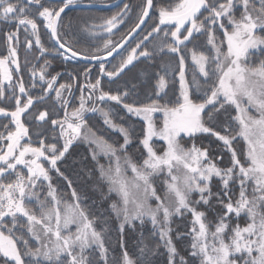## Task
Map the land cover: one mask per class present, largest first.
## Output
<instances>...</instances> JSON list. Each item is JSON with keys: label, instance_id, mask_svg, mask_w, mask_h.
Here are the masks:
<instances>
[{"label": "snow or ice", "instance_id": "snow-or-ice-1", "mask_svg": "<svg viewBox=\"0 0 264 264\" xmlns=\"http://www.w3.org/2000/svg\"><path fill=\"white\" fill-rule=\"evenodd\" d=\"M80 2L59 0L56 6H46L43 0H0V22L15 26L5 36L7 54L0 56V99L7 86L8 99L14 100L13 110L0 107V116L10 118L0 123V264H153L161 247L166 264H264V0H169L159 7L154 0H142L138 20L121 42L108 39L94 52L76 48L61 35L62 14ZM128 9L125 4L121 13L99 24H85L84 30L92 35L97 28L112 33ZM154 10L158 15L153 19ZM149 19L153 23L142 39L118 63L106 67L107 58L120 55L118 50ZM41 24L64 60L97 62L95 79L90 78L91 69L83 72L78 106L70 102L78 77L58 83L61 74L48 73L49 60L29 69L30 87L19 75L21 30L25 67L34 45L41 56L50 51L41 43ZM200 37L205 38L209 54L196 50L193 42ZM186 51L203 85L195 70L191 82L187 79ZM167 56L177 61L172 72L178 77L179 95L174 101L166 99L168 67L163 75L156 74L147 102L129 101L132 90H105L104 77L113 83L141 58L152 62ZM38 83L40 92L33 95L31 89ZM193 87L202 96L195 95ZM48 100L52 108L63 111L62 118H53L52 108L36 109ZM109 102L143 121L142 162L128 154L131 131L115 122ZM221 112L228 114V120L217 130L213 124ZM88 113H99L123 143L116 145L97 135L89 126ZM156 113L162 114L159 124ZM29 116L36 122L35 131L25 122ZM45 125L51 126V139L45 135ZM202 134L221 142L230 154L229 166L216 162L222 154L214 160L208 148L194 142L186 145L185 138L194 141ZM154 138L162 145L157 147ZM78 141L89 146L99 180L107 185L103 198L116 197L109 207L119 222V256L110 257L107 221L97 227L102 217L83 206L73 180L61 170ZM240 141L243 147L238 151L234 145ZM100 156L107 158V165L99 162ZM53 173L71 190V202L53 184ZM162 175L164 188L158 192L153 181ZM213 178L219 180L220 192L213 193ZM174 218L188 220L185 231H176ZM145 223L152 226L154 242L141 232L138 251L130 255L125 230H136L137 224L143 228ZM185 238L187 256L175 242Z\"/></svg>", "mask_w": 264, "mask_h": 264}, {"label": "trees", "instance_id": "trees-1", "mask_svg": "<svg viewBox=\"0 0 264 264\" xmlns=\"http://www.w3.org/2000/svg\"><path fill=\"white\" fill-rule=\"evenodd\" d=\"M132 1V3L138 0H126ZM43 2L47 5L58 4L55 2H49L43 0ZM169 0H154V4L158 6L162 4L168 3ZM109 13L112 11L106 10H70L63 15L64 21L68 18L74 23V27L76 31L80 32L82 26L87 24L88 21L91 19H97L100 16H108ZM153 19L155 18L154 11L152 13ZM153 19H149L146 27L142 31V33L116 58L112 59L109 62H106V67L111 68L112 64L118 63L122 56L127 55V50H130L131 47L135 45L136 42L143 36V33L150 28L153 23ZM39 23V21H38ZM10 25L12 26L10 28ZM14 23H5L0 22V56L7 54V45L5 42L6 33L9 31H13ZM8 28L10 30L8 31ZM41 39L43 45L46 46L47 49L50 51L45 53L41 56L39 50L37 51L36 58L37 60H49L52 64V71L51 75H55L60 73L61 76L59 78L58 83L68 82L72 79L73 76L78 77L74 84L77 87H74V97L73 101L75 106L79 104V91L78 86H81L85 83L83 72L86 68L91 69L90 78L95 79L98 74L97 64L90 65L82 62H78L76 60H64L61 56H59L55 49L57 48L51 40L50 35H48L47 31L40 27ZM147 43V42H146ZM196 45V50L204 51L205 54L208 53V49L204 46L205 38L200 37L199 40L193 42ZM189 48L193 47V44H189ZM210 47V46H209ZM186 56V77L191 82L192 74L195 70V66L192 64L191 61V54L190 52L184 53ZM176 58L174 56H167L161 60L157 57L152 62H145L143 58L140 61L134 62V65L129 66L125 72L117 78V80L113 83L107 82V77L103 78V86L105 90H111L113 92L117 90H132V94L129 97V101L136 100L138 102H147L149 96L152 94L153 87L155 84L156 74H164L165 67L169 68V75L167 79H169V87L166 90L168 92V96L166 99L175 100V98L179 95V85H178V77L175 76L172 72L173 69L176 68ZM196 71L197 80L203 85L204 80L203 77L200 76L198 70ZM26 85V84H25ZM135 85V88H133ZM26 87H30L26 85ZM10 93L11 90L9 89ZM195 93V90L193 88ZM33 95L39 94L40 87L31 89ZM18 93V90H17ZM199 94V93H198ZM54 97V93L52 94ZM195 95H197L195 93ZM201 96V95H197ZM109 105L112 107L113 112L115 114V122L123 124L125 127L129 128L132 134V143L128 146L127 152L133 158V160L137 162H142L141 153L143 151L142 146L139 145V138L142 137V128L144 127L143 121L137 117L131 116L128 114L121 106L115 105L114 102H109ZM104 107V105H99ZM0 107H5L8 110H13L14 108H9L4 105H0ZM46 108H52V102L50 100L45 101L42 104H37L36 109L43 111ZM228 112L231 115H235L234 109L229 108ZM27 115V114H26ZM52 116L53 118H62L63 111L58 110L57 108H52ZM123 119H120V118ZM86 118L88 119L89 126L97 133V135L102 136L105 140L110 143H114L116 145L123 143V137L120 135L119 132L112 130L107 125L104 124L102 117L99 113H88L86 114ZM10 119V118H8ZM8 119L0 116V123H8ZM228 114L221 112L217 115L216 121L213 124L217 130H221L222 126L227 122ZM26 124L30 127V131L36 130V122L32 120L29 116L28 119L25 121ZM234 126V125H233ZM45 135L51 139L53 136V132L51 131L50 125H45L44 129ZM0 131H3L0 128ZM58 134V130H57ZM36 137L33 136V140ZM194 142L196 145H200L202 147L209 149V155L211 158L216 160V157L219 155H223L224 158L222 160H216L219 166L227 167L229 166V157L230 154L226 152L223 148L221 142L217 141L214 137L202 134L198 135L194 141L188 140L187 142ZM62 143V141H61ZM156 146H161V143L155 142ZM237 150L239 151L243 147V141L236 143L234 145ZM215 148V149H214ZM71 155L67 156L66 159L61 163L60 167L66 175H68L74 182V187L77 189L78 193H80L81 197L83 198V206L87 208L90 212L95 213L97 217H102V220L98 221L97 227L100 228L103 225V221H107V233L105 242L106 245L109 247V254L111 256H119L120 255V247H119V233H118V224L119 222L116 220L114 215H112L110 210V203L112 200L116 199L113 195L111 199H104V194L107 193V185L99 180V173L97 171L96 162L93 161L92 155L89 149V146L83 142H77L73 145V148L70 150ZM99 162L101 164L107 165L108 161L106 157L100 156ZM226 163V165H225ZM223 165V166H222ZM165 177L158 176L154 178V186L157 188L158 192H162L164 185ZM53 184L58 188V191L63 195L64 199L71 202L70 197V189L67 188L65 181L62 178H59L53 173ZM221 185L219 180L213 178L212 181V191L213 193L220 192ZM235 190V189H234ZM215 203V200L213 201ZM214 214L209 213V218H213ZM186 225H188L187 219H179L174 218L173 227L176 231H185ZM243 225V224H242ZM152 226L150 223H145L143 228L137 224L136 230L126 229L124 235V243L126 248L129 251V254H135L138 251L139 241L141 239V232H143L144 238L149 242L153 243L154 241L151 239L152 234ZM175 236V233L173 234ZM177 244V248L180 251L181 255L187 256V249H188V240L187 238L175 241ZM153 264H166V254L164 249L161 247L160 255L153 258Z\"/></svg>", "mask_w": 264, "mask_h": 264}, {"label": "rangeland", "instance_id": "rangeland-1", "mask_svg": "<svg viewBox=\"0 0 264 264\" xmlns=\"http://www.w3.org/2000/svg\"><path fill=\"white\" fill-rule=\"evenodd\" d=\"M94 1H99V2L105 1V2H107V1H112V0H81V2H94ZM125 4L129 5V9L127 10L126 13L123 14L122 22L118 23L117 27L115 29H113L112 33H108V32L103 31L100 28H97V29H94L96 34L92 35L89 32H86L84 30L85 25L82 26L81 31L78 32V31H76V28L74 27L75 26L74 23L71 21V19L68 18L65 21L63 19L65 27L61 30L62 37L65 39H70L76 48H78L80 50H86L88 52H94L97 48H102L104 41H106L108 39H112L115 42H121V38L123 36H126L130 32L131 28L134 27L135 23L138 20L139 6L142 4V0H138L137 3L136 2L132 3V1H127L123 4V6L121 8H119L118 10H116L112 13H109L108 16L107 15L106 16H100L97 19H94V20L91 19L90 21L87 22V24H92V23L99 24L103 21V19L109 18L112 15H116L117 13H121L122 10L124 9ZM56 5L57 4L47 5V6H56ZM154 14L156 17L158 15V12L154 10ZM11 27L12 26L10 25V28ZM10 28H8V31L10 30ZM13 28H14L13 29V31H14L15 26H13ZM41 28H43L42 24H41ZM143 35H144V33H143ZM142 37L139 40H141ZM33 40H34V38H33ZM42 42L43 41L41 39V43ZM44 47L46 48L45 45H44ZM38 50L39 49L36 48L34 45L33 50L30 53H28V59L30 60V63L27 65V67H25L24 66V56H25L24 33L21 30V32H20V45L18 48L19 58H20V63H21V72L19 73V75L23 77L26 85H29L31 83V74H30L29 69L33 65H35L36 68H39L44 63V60H39V59L37 60V58H36ZM12 67L14 68V66H12ZM51 71H52V64L50 62V65L48 67V73L50 75H51ZM14 76H15V73H14ZM13 83H15V79H14ZM37 88L39 89V83L37 85ZM196 94L202 96V92H200L199 94L198 93H196ZM9 96H11V93L6 86L5 97L3 99H0V105L7 106L9 108H14V100L8 99ZM73 97H74V90H73ZM73 97L70 98L71 105L74 104V102H72ZM155 119L157 120V123L159 124L161 122V119H162V114L156 113ZM187 139L189 140V138H185L186 145L191 146V143H193V142H190V141L187 142ZM155 142H159V143H161V145L163 143L162 141H159L158 139L154 138V143ZM197 146H200V145H197ZM223 158H224V156H223ZM225 165H226V163H225ZM223 167H225V166H223ZM163 185H164V181H163ZM152 203H153V206H155V201H153Z\"/></svg>", "mask_w": 264, "mask_h": 264}, {"label": "water", "instance_id": "water-1", "mask_svg": "<svg viewBox=\"0 0 264 264\" xmlns=\"http://www.w3.org/2000/svg\"><path fill=\"white\" fill-rule=\"evenodd\" d=\"M45 1L59 3V0H45ZM125 1L126 0H115L114 2H111V3L80 2V3H77L73 7H70L69 9H66L65 13L70 11V10H92V9H94V10L95 9L96 10H112V9H115V8L121 6ZM87 5H91V6H87ZM65 13H63L62 16ZM148 21L146 22V25H147ZM146 25L142 26L141 29H138L136 33H133L132 36L128 38L127 43L124 44V48L118 50L120 52V54L142 33V31L144 30ZM52 42L58 48V45L55 44V41L52 40ZM117 56L118 55L114 53L113 57H108L106 62L111 61L112 59L116 58ZM76 61L82 62V63H86V64H90V65L97 64V62H95V61H87V60H83V59H76Z\"/></svg>", "mask_w": 264, "mask_h": 264}, {"label": "flooded vegetation", "instance_id": "flooded-vegetation-1", "mask_svg": "<svg viewBox=\"0 0 264 264\" xmlns=\"http://www.w3.org/2000/svg\"><path fill=\"white\" fill-rule=\"evenodd\" d=\"M115 0H112V1H107V2H99V1H94V2H92V3H111V2H114ZM126 2V1H125ZM124 2V3H125ZM123 3V4H124ZM123 4L121 5V6H119V7H117V8H115V9H112V10H106V11H112V12H114V11H116V10H118L119 8H121L122 6H123ZM132 5V4H131ZM135 6V5H134ZM136 8V7H135ZM92 10H94V9H92ZM96 10V9H95Z\"/></svg>", "mask_w": 264, "mask_h": 264}]
</instances>
